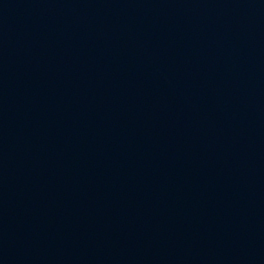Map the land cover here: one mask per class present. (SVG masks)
<instances>
[{
    "label": "water",
    "instance_id": "water-1",
    "mask_svg": "<svg viewBox=\"0 0 264 264\" xmlns=\"http://www.w3.org/2000/svg\"><path fill=\"white\" fill-rule=\"evenodd\" d=\"M0 264H264V0H0Z\"/></svg>",
    "mask_w": 264,
    "mask_h": 264
}]
</instances>
